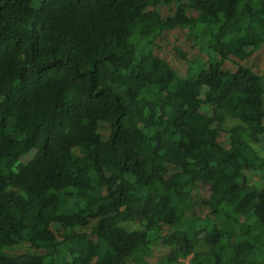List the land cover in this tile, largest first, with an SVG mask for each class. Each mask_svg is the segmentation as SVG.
<instances>
[{
	"label": "trees",
	"instance_id": "1",
	"mask_svg": "<svg viewBox=\"0 0 264 264\" xmlns=\"http://www.w3.org/2000/svg\"><path fill=\"white\" fill-rule=\"evenodd\" d=\"M228 117L264 135V0H0V264H264Z\"/></svg>",
	"mask_w": 264,
	"mask_h": 264
},
{
	"label": "rangeland",
	"instance_id": "2",
	"mask_svg": "<svg viewBox=\"0 0 264 264\" xmlns=\"http://www.w3.org/2000/svg\"><path fill=\"white\" fill-rule=\"evenodd\" d=\"M203 110H205L207 113H211V108L205 107ZM223 128L225 129L226 133H235L240 135L244 141L250 143L254 149L264 158V135L260 137L257 143H251L246 125L242 124L237 118L234 117L226 118L223 123ZM247 176L250 184L257 186L259 189L264 188V169L262 171L247 172ZM127 229L129 231H133L141 230L142 228L139 224L133 223L128 224ZM204 250H206V248L203 245H200L197 248V252H202ZM179 264H193V257L182 259Z\"/></svg>",
	"mask_w": 264,
	"mask_h": 264
}]
</instances>
